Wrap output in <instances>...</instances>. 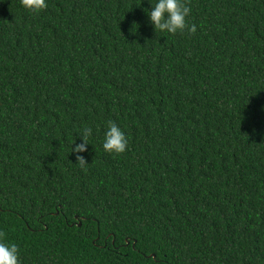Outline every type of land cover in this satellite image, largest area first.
<instances>
[{
  "label": "trees",
  "instance_id": "obj_1",
  "mask_svg": "<svg viewBox=\"0 0 264 264\" xmlns=\"http://www.w3.org/2000/svg\"><path fill=\"white\" fill-rule=\"evenodd\" d=\"M141 2L0 0V233L20 264H264V0L166 37Z\"/></svg>",
  "mask_w": 264,
  "mask_h": 264
},
{
  "label": "clouds",
  "instance_id": "obj_2",
  "mask_svg": "<svg viewBox=\"0 0 264 264\" xmlns=\"http://www.w3.org/2000/svg\"><path fill=\"white\" fill-rule=\"evenodd\" d=\"M19 3L22 8L33 14L40 13L48 7L47 0H19ZM149 3L151 8L144 9V11L156 34L159 33L160 36L166 37L168 35L175 36L178 33L183 34L186 31L189 34H194L197 31L195 24L189 26L187 22L192 11L189 6L190 0H149ZM77 134L82 138V142L75 144V147H73V143L71 152L76 155L77 164L81 168H86L89 163L80 154L88 151V146L91 144L89 140L93 137V129L83 127L78 130ZM127 148L128 138L125 131L114 121H108L102 142L103 151L108 154L119 155L125 153ZM0 264H20L18 246L14 243L5 242L2 233H0Z\"/></svg>",
  "mask_w": 264,
  "mask_h": 264
},
{
  "label": "water",
  "instance_id": "obj_3",
  "mask_svg": "<svg viewBox=\"0 0 264 264\" xmlns=\"http://www.w3.org/2000/svg\"><path fill=\"white\" fill-rule=\"evenodd\" d=\"M154 257V256H153Z\"/></svg>",
  "mask_w": 264,
  "mask_h": 264
}]
</instances>
